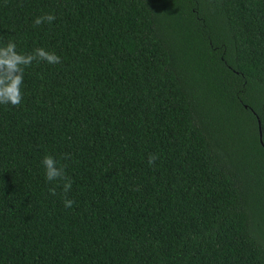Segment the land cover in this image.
Listing matches in <instances>:
<instances>
[{
    "label": "trees",
    "instance_id": "1",
    "mask_svg": "<svg viewBox=\"0 0 264 264\" xmlns=\"http://www.w3.org/2000/svg\"><path fill=\"white\" fill-rule=\"evenodd\" d=\"M0 36L61 60L0 105V264H264V0H0Z\"/></svg>",
    "mask_w": 264,
    "mask_h": 264
},
{
    "label": "clouds",
    "instance_id": "2",
    "mask_svg": "<svg viewBox=\"0 0 264 264\" xmlns=\"http://www.w3.org/2000/svg\"><path fill=\"white\" fill-rule=\"evenodd\" d=\"M55 20L54 14L47 13L37 17L33 21V26H40L44 22L51 24ZM0 36V105H11L18 107L22 101L21 85L23 84L24 71L30 67L33 61H46L55 65L61 63L60 57L55 53H50L43 48H37L30 54L18 53L16 43L12 39L6 42ZM64 159H67L65 155ZM158 156L150 154L148 157L149 165H154ZM48 182H63V192L65 193L64 207L71 208L74 201L67 198V193L71 190V178L66 175L64 166H58L57 160L52 155H45L41 161ZM49 192L55 196V187L50 188Z\"/></svg>",
    "mask_w": 264,
    "mask_h": 264
},
{
    "label": "water",
    "instance_id": "3",
    "mask_svg": "<svg viewBox=\"0 0 264 264\" xmlns=\"http://www.w3.org/2000/svg\"><path fill=\"white\" fill-rule=\"evenodd\" d=\"M259 136H260V142H261V133L259 132Z\"/></svg>",
    "mask_w": 264,
    "mask_h": 264
}]
</instances>
